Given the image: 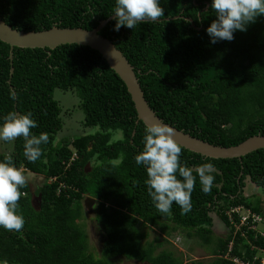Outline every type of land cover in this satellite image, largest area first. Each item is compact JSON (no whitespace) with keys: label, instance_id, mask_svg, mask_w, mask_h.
<instances>
[{"label":"trees","instance_id":"obj_1","mask_svg":"<svg viewBox=\"0 0 264 264\" xmlns=\"http://www.w3.org/2000/svg\"><path fill=\"white\" fill-rule=\"evenodd\" d=\"M211 2L159 0L164 16L158 22L115 31L111 19L99 34L134 67L144 97L163 121L212 144L231 146L264 135V15L246 31H235L233 40L213 44L206 32L216 19ZM114 9L115 0H0L1 19L23 31L54 25L92 29ZM9 50L0 40V124L9 112H31L37 127L30 131L37 136L48 133L49 142L41 145L42 155L35 162L24 156L22 137L14 140L11 152H0V162L11 156L23 173L44 177L34 189L30 183L20 189L22 230L0 227V264H113L115 256L148 264H239L230 256L252 260L257 249L245 242L256 241L254 230L245 236L236 231L233 248L223 257L232 238L229 229L235 232L227 210L244 205L264 214L244 195L247 181L264 193V149L241 158H212L181 146V164L214 165L213 187L205 194L197 177L191 211L181 214L173 203L171 215L164 216L148 196L145 167L135 162L143 150L146 126L141 120L136 123L124 82L101 54L77 43L52 49L14 46L10 62ZM55 88L75 90L83 123L100 130L54 143L63 125ZM116 130L123 136L111 141V131ZM84 196L96 203L94 220L104 235L99 255L89 250L81 224ZM216 217L220 228L231 227L223 237L213 234ZM151 226L165 234L185 232L213 257L184 263L181 255L165 247L166 238L148 239L146 228ZM255 243L264 246L261 238Z\"/></svg>","mask_w":264,"mask_h":264},{"label":"clouds","instance_id":"obj_2","mask_svg":"<svg viewBox=\"0 0 264 264\" xmlns=\"http://www.w3.org/2000/svg\"><path fill=\"white\" fill-rule=\"evenodd\" d=\"M211 9L215 12L216 19L207 27L206 32L214 44L219 40H233V33L237 30L246 31L247 25L254 23L258 16L264 15V0H212ZM162 16L164 9L160 6L159 0H115L112 19L116 21L114 30L119 31L121 26L133 29L138 24L158 22ZM31 117V112L7 113L0 124V140L14 141L22 137L24 156L30 162H35L42 155L41 145L49 142V134L41 133L38 136L32 134L30 130L36 128L37 123ZM174 135V130L168 125L152 123L146 127L143 150L135 156L136 164L143 165L146 170L145 185L148 196L157 211L164 216L171 215L173 203L180 207L181 214L191 211V193L194 191L197 177L205 194L211 191L214 182V176L211 174L215 171L213 164L204 163L194 168L181 164L182 149ZM30 179L29 175L13 165L11 156L0 162V227L7 231L19 232L24 226L25 220L18 214V201L22 195L20 189L26 187ZM237 206L249 208L244 205ZM256 213L264 216L263 212ZM216 218L219 223L220 219ZM229 228L223 227L227 230L226 233ZM258 229L264 231V225L259 224ZM229 233L232 238L228 240V249L223 255L226 258L234 245L230 229ZM249 245L251 247V244ZM255 248L256 253L260 252L257 247ZM229 259L234 261L236 257L230 256ZM3 264H7V261Z\"/></svg>","mask_w":264,"mask_h":264},{"label":"water","instance_id":"obj_3","mask_svg":"<svg viewBox=\"0 0 264 264\" xmlns=\"http://www.w3.org/2000/svg\"><path fill=\"white\" fill-rule=\"evenodd\" d=\"M112 15H114V13L107 18L100 20L98 25L92 29L81 27H58L54 25L48 29L38 31L18 30L8 25L0 17V40L9 44L10 62L13 57L14 46L29 48L48 47L49 49H52L64 43H77L80 45H87L97 50L105 59L109 67L113 69L124 82L134 103L137 114L136 123L141 120L146 127L155 122L168 125L174 130V139L177 143L190 151L212 158H241L243 155L256 149H264L263 134L249 136L236 145L221 146L197 138L188 132L176 128L170 123L163 121L150 107L144 97L134 67L112 41L99 34L100 29L112 19ZM12 72L13 67L11 66L9 73L10 77ZM10 77L8 79L9 83Z\"/></svg>","mask_w":264,"mask_h":264},{"label":"rangeland","instance_id":"obj_4","mask_svg":"<svg viewBox=\"0 0 264 264\" xmlns=\"http://www.w3.org/2000/svg\"><path fill=\"white\" fill-rule=\"evenodd\" d=\"M53 97L62 106L61 118H62V128L58 130L55 135L54 143H59L62 138H73L83 134L94 133L99 131L98 126L85 125L84 112L81 107H79L80 98L75 90H62L55 88L53 91ZM68 109L69 112L65 109ZM111 141L121 139L123 134L120 130L111 131ZM14 141H2L0 140V152H11L13 148ZM27 175L31 177L29 183L31 189L39 186L43 181L44 177L42 175H37L30 171H26ZM248 190L252 193L248 198L255 204H259L260 208L264 210V193L261 189L255 187L250 181H247L245 186V192ZM34 203L36 204L35 198ZM95 201L89 196H84L82 200L83 215L81 224L87 235V244L90 251L99 255L104 235L100 230L98 224L94 220L95 214ZM216 216V215H215ZM219 223L214 220L213 234L218 237H223L227 230L220 228ZM146 230L149 233L148 239H152L158 236L159 239L166 238L168 243H165L169 249L173 250V253L181 255L184 263H189L192 261L200 260L206 262L213 257V254L205 245L198 242L194 237H187L185 232H178L177 230L172 231L170 234H165L160 232L157 227H147ZM111 260L113 264H148L146 262H140L137 260H127L121 256L112 257Z\"/></svg>","mask_w":264,"mask_h":264},{"label":"built area","instance_id":"obj_5","mask_svg":"<svg viewBox=\"0 0 264 264\" xmlns=\"http://www.w3.org/2000/svg\"><path fill=\"white\" fill-rule=\"evenodd\" d=\"M75 156L76 154L73 153L71 160ZM227 216L228 220L232 224V227L235 228L233 238L235 237L234 235L238 230H241L242 236H245L244 234L247 230H254V238L256 239V241L258 240V238L262 237L264 242V231L258 229L259 224L264 225L263 215L256 213L249 208L244 207L243 209L242 206H234L227 210ZM242 227H244V229H242ZM255 242L251 241L249 242V244H251V247H257L261 252L260 255L258 253H255L252 257V260L241 261L240 259L236 258L234 259V261L239 264H257L256 261L259 260V264H264V247H258ZM229 247H231V244Z\"/></svg>","mask_w":264,"mask_h":264},{"label":"flooded vegetation","instance_id":"obj_6","mask_svg":"<svg viewBox=\"0 0 264 264\" xmlns=\"http://www.w3.org/2000/svg\"><path fill=\"white\" fill-rule=\"evenodd\" d=\"M244 195H245V196H251L252 193L249 192L248 190H246V192H245V188H244ZM219 224H220V223H219ZM218 226H219V225H218Z\"/></svg>","mask_w":264,"mask_h":264}]
</instances>
